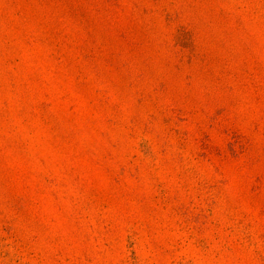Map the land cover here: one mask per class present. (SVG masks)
<instances>
[{"label":"rangeland","instance_id":"374dc122","mask_svg":"<svg viewBox=\"0 0 264 264\" xmlns=\"http://www.w3.org/2000/svg\"><path fill=\"white\" fill-rule=\"evenodd\" d=\"M0 264H264V0H0Z\"/></svg>","mask_w":264,"mask_h":264}]
</instances>
